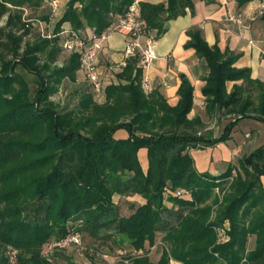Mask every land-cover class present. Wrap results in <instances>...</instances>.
<instances>
[{"label": "trees", "instance_id": "1", "mask_svg": "<svg viewBox=\"0 0 264 264\" xmlns=\"http://www.w3.org/2000/svg\"><path fill=\"white\" fill-rule=\"evenodd\" d=\"M133 1L68 0L52 38L32 41L26 40L34 26L24 9L50 5L49 0H0V264H61L59 259L63 264H171V258L183 264H264V144L218 175L199 172L187 149L228 139L242 118L264 122V81L253 79L250 67L235 65L239 54L210 45L198 27L188 31L186 46L194 47L209 68L202 86L207 110L231 116L216 137L199 134L202 121L188 117L194 98L190 81L183 80L178 103L170 105L161 90L144 89L136 56L117 69L118 80L106 84V101L96 100L90 83L77 108L61 110L49 99L65 78L75 81L81 71L77 50L58 65L62 31L73 29L86 39L116 22ZM249 1L237 0L239 6ZM138 6L157 35L186 7L194 10L193 0L139 1ZM86 27L93 32L84 35ZM18 65L38 77L33 98ZM228 80L242 82L228 92ZM119 129L127 131L126 138L115 136ZM142 147L146 170L138 154ZM181 188L189 192L181 194ZM116 194H140L145 202L131 203V213L122 215ZM166 198L177 209L166 207ZM224 226L229 240L220 242L216 229ZM160 230L168 248L158 262L144 252L117 259L86 242L87 235L111 240L120 235L112 240L120 250L128 241L148 251L157 247ZM75 232L86 243L82 249L75 242L68 248L54 245ZM251 236L253 249L248 248ZM10 249L17 251L14 262Z\"/></svg>", "mask_w": 264, "mask_h": 264}, {"label": "crops", "instance_id": "2", "mask_svg": "<svg viewBox=\"0 0 264 264\" xmlns=\"http://www.w3.org/2000/svg\"><path fill=\"white\" fill-rule=\"evenodd\" d=\"M136 1L167 2V0ZM67 2L68 0H65L64 4ZM193 3V11L186 7L184 13L169 19L164 30L157 35L159 56L143 72V79L147 80L148 85L145 90H161L170 105L178 103L180 98L179 87L185 78L189 80L194 87V98L193 107L188 113V117L199 118L204 123V127L198 130L199 134L216 137L222 133L231 116L220 110H207V100L202 93V86L209 68L206 60L197 53L194 47L186 46L190 38L188 31L194 27L200 28L210 45L217 43L221 49L230 48L239 54L235 63L236 66L250 67L251 77L264 81V17L253 19L260 0H251L242 6L238 5L237 0H193ZM64 10L57 11V18L54 22L60 18ZM230 10H241L250 23L243 36L238 33L236 24L225 19L226 13ZM62 27H69V23H64ZM92 30V28L86 27L83 33L89 35L93 32ZM250 39L253 40L252 43L249 41ZM125 41L126 38L122 33L114 31L104 42L103 48L98 54L99 69L102 78L105 80V86L118 80V75H116L118 68L116 66L124 57ZM77 80L86 82L80 70L77 71ZM241 82L242 80H228L226 82L227 91H231L235 83ZM257 93V90L254 89V94L257 95ZM97 101H106L105 91L101 93ZM120 132L127 135L125 129L120 130ZM239 132H244L241 139L236 138V134ZM252 141L254 142L252 143ZM263 144L264 122L248 117L237 122L228 139L220 140L214 145L205 147H191L189 153L193 157L194 167L199 172L208 171L213 175H218L225 172L231 164H235L239 157L250 153ZM138 154L142 167L146 170L148 167L147 149L145 147L140 148ZM261 178L264 186V176L262 175ZM125 198L131 203L141 204L145 202L140 194H133ZM165 204L168 208L177 209V206L167 198ZM171 263L183 264L177 260Z\"/></svg>", "mask_w": 264, "mask_h": 264}, {"label": "built area", "instance_id": "3", "mask_svg": "<svg viewBox=\"0 0 264 264\" xmlns=\"http://www.w3.org/2000/svg\"><path fill=\"white\" fill-rule=\"evenodd\" d=\"M49 4L53 9L59 5V0H49ZM257 11L253 15V19H258L264 15V0H260ZM225 19L236 24L238 33L243 36L245 31L249 28V22L246 20L244 12L241 10L229 11L226 13ZM31 20V19H30ZM33 26L43 27L42 21L32 20ZM118 31L122 33L125 38L124 57L117 64V68L122 69L129 57L136 56L138 58V65L143 71L147 70L149 66L158 58L157 50V33L156 29L144 19L139 13L138 1L134 0L128 7L126 12L121 15L116 22L111 23L108 28L100 33H93L88 38H83L78 31L73 29H66L62 32L66 34L63 42L64 48L69 51H76L80 54V69L85 79L91 84L93 91L96 94H101L104 90L105 80L101 76L98 64V54L103 48L104 42L109 35ZM251 43L252 39L249 40ZM144 89L148 88L147 80L143 79ZM189 191L186 188H181L179 193L187 194ZM75 242L77 246L82 249V239L79 233L75 232L69 234L61 241H57L54 245L64 246L66 243ZM51 249L46 250V254H50ZM125 252L120 250V253ZM17 251L15 249L9 250L11 262H14V257ZM104 258L108 256L107 253L101 254ZM125 262H128L126 259Z\"/></svg>", "mask_w": 264, "mask_h": 264}, {"label": "rangeland", "instance_id": "4", "mask_svg": "<svg viewBox=\"0 0 264 264\" xmlns=\"http://www.w3.org/2000/svg\"><path fill=\"white\" fill-rule=\"evenodd\" d=\"M65 0H59V5L56 9H53V7H51L50 5L46 4V3H41L39 5H26L25 9H24V15L26 18H29L31 20H42L43 21V27L40 28L39 26H34L29 34L26 36V40H38L40 38H45V37H50L52 38V36L54 35L53 33L55 32V18H57V11H62L63 9H65L66 4ZM5 19L6 17H3L1 24L5 23ZM72 52L69 50H66L62 47V51L59 54V60H58V65L60 66L61 64L64 63L65 59L68 58V56L71 54ZM16 70L18 72H20L24 77V80L27 84V88L29 90V94L31 95V98L34 97L35 94V89L38 86L37 82H38V77L32 73L29 72L27 70H25L22 66L18 65ZM86 80V79H85ZM89 87V82L86 80V82H79L77 79L75 81L69 79V78H65L60 85L58 86L57 90H55L52 94L49 95V99L53 100L58 109L61 110H70V109H74L78 107V102L80 100V95L81 92ZM101 94H95V98L96 100L99 99ZM207 124V123H206ZM204 127V123L202 122V126H199L198 129H201ZM120 130L123 129H119L117 130L115 136L117 138H126L127 135H123L121 134ZM244 132H239L238 134H236V138L241 139L243 136ZM257 134V133H255ZM254 134V135H255ZM254 141H252L253 143ZM191 147L187 148L188 150H190ZM244 156V155H243ZM241 156V157H243ZM239 157V158H241ZM238 158V159H239ZM238 159L235 161V165L238 166ZM234 174V173H233ZM227 181V180H226ZM232 181V177H230V179H228V181L226 182V187L229 186L230 182ZM216 192H219V189L216 188L215 189ZM224 191L221 192V196L223 195ZM125 195H115V201L117 202L118 206H119V211L120 214L122 215H128L130 214L132 211L131 208V202L125 198ZM29 212L32 214V210L28 209ZM175 222L177 218H173ZM225 226H229V221H225ZM217 228V234L219 237V241L220 242H225L227 240H229V235H227L226 232V228ZM165 233V231H158L157 232V236H156V244L157 247L152 246L151 249H149L148 251L145 250H141V249H135V247L133 245H131L128 241H126L125 243H123L122 246H126V248L122 249L125 252H122V254L120 253V247L118 245H116L115 243H113L112 240H119L121 239V236L118 235L115 239L112 238L111 239H105L104 237L101 238H95V237H90L89 235L86 236V242L93 244L95 248L97 249H101L105 252H110L113 254L114 257L121 258V256L127 258L128 256H136V255H140L143 254V252L145 253L146 256H148V258L150 260H152L153 262H158L161 255H162V251L163 248H168L167 244L164 243L163 241V234ZM255 240H254V236H251V238L249 239L248 242V248H252L254 246ZM113 244V245H111ZM86 245V243L84 242L83 247ZM70 245L68 243H66L63 247H69ZM127 256V257H126ZM128 257V258H129ZM82 260V259H81ZM120 260V259H119ZM176 259L171 258L170 259V263L172 261H174ZM60 263L63 264L64 260L63 259H59ZM85 264H90L89 260H84ZM92 261V260H91ZM178 261V260H177ZM120 262H122L120 260ZM118 262H113V264H117ZM126 263V262H124ZM172 264V263H171Z\"/></svg>", "mask_w": 264, "mask_h": 264}]
</instances>
